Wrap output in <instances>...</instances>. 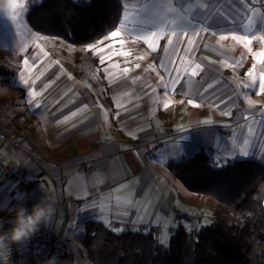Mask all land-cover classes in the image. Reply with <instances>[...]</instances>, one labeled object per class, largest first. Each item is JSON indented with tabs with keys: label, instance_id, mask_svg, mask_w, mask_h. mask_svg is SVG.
Listing matches in <instances>:
<instances>
[{
	"label": "crops",
	"instance_id": "obj_1",
	"mask_svg": "<svg viewBox=\"0 0 264 264\" xmlns=\"http://www.w3.org/2000/svg\"><path fill=\"white\" fill-rule=\"evenodd\" d=\"M250 2L264 15L263 8ZM141 3L126 0L125 6L135 10ZM198 4H206L205 11L213 16L221 12L233 20L242 18L243 9L235 0H194L190 6L198 10ZM176 31L172 45L164 37L155 52L126 33L127 43L123 48L117 44L106 64L86 50L101 82L88 81L77 66V57L86 46L50 36L64 43L67 51L74 47V60L72 66L61 60L53 63L45 76V97L39 94L33 99L31 95L32 102H37L31 112L11 116L4 111L19 130L28 133L29 142L0 146V214L14 218L15 211L9 209L24 206L22 191L2 166L11 160L28 177L35 204L44 200L54 209L47 225H40V232L48 234L67 222L62 256L74 251L77 260H84L82 239L88 220L102 222L117 233L155 231L165 241L179 225L194 232L212 222L217 202L187 189L173 176L168 162L208 151L217 166L243 159L264 164V95L251 96L259 103L249 108L244 97L254 90L243 86L251 82L247 73L253 66L258 79L264 73V63L255 55L264 49V42L253 40L252 52H247L231 39L217 43L219 34L193 37L190 28ZM253 32L264 35V31ZM190 37L194 45L188 44ZM118 51L132 55H115ZM226 63L235 67H226ZM136 64L140 67L135 68ZM196 64L201 66L196 76L177 71L188 69L190 73ZM125 67L130 69L127 74L122 71ZM178 74L182 78L173 83ZM41 86L36 84L34 90L39 92ZM189 99L195 104H189ZM165 103H169L167 108ZM85 106L86 111H80ZM73 112L77 115L72 116ZM207 131L213 137L206 136ZM33 146L45 159L39 158ZM245 147L250 155L240 157ZM170 150L176 155L168 156ZM162 154L165 163L158 159ZM228 154L235 158L224 163ZM57 164L67 176L63 187ZM21 256L22 245L11 243L0 249V264H21Z\"/></svg>",
	"mask_w": 264,
	"mask_h": 264
},
{
	"label": "trees",
	"instance_id": "obj_2",
	"mask_svg": "<svg viewBox=\"0 0 264 264\" xmlns=\"http://www.w3.org/2000/svg\"><path fill=\"white\" fill-rule=\"evenodd\" d=\"M121 11V0H42L26 18L35 31L87 46L116 28ZM168 168L191 192L217 202L212 222L194 232L179 225L163 247L155 231L117 233L88 220L82 245L89 263L264 264V164L243 159L217 166L200 151Z\"/></svg>",
	"mask_w": 264,
	"mask_h": 264
},
{
	"label": "snow or ice",
	"instance_id": "obj_3",
	"mask_svg": "<svg viewBox=\"0 0 264 264\" xmlns=\"http://www.w3.org/2000/svg\"><path fill=\"white\" fill-rule=\"evenodd\" d=\"M193 2L194 0H142L139 7L132 10L125 6L126 0H121V19L116 28L95 43L87 45L85 50L93 52L101 64H106L107 61L112 59L113 53L111 50L117 44L123 48L127 43L124 39L126 33L134 34L135 42H143L150 51L155 52L158 48L157 42L164 37H168L166 43L168 45H172V37L177 36V28L181 30L184 28L192 29L193 37L200 36L201 33H209L210 35L219 34L217 43L231 39L236 44L242 45L247 52H252L251 45L253 40H256L257 42H264V35L257 36L253 32V29H256V31H264V15L251 5L250 0H235V2L240 4L243 9L242 18L240 20H233L221 12H217L216 15L213 16L211 13L205 11L207 8L206 4H198V10H194L190 6ZM7 9L11 12L9 19L13 21L18 18H22L24 13L28 11L26 0H9ZM3 12L4 10L0 9V15H2ZM193 21H196L195 25L193 24ZM209 21H211V23H209ZM212 28H215L216 31L211 32L210 30ZM241 32L252 33V35L238 34ZM182 35L187 36L188 33L186 31H182ZM36 39H43V37L37 34L34 37V42ZM188 44L194 45V38L190 37ZM101 45H103V47H101ZM21 48L22 50H26L23 44H21ZM105 53H107V55H105ZM115 55L127 57L131 56L132 53L130 51H118ZM255 55L259 62L264 63V49L257 52ZM144 58V56L139 57V59ZM24 64L27 65L28 60H24ZM225 66L235 67L234 64L227 63ZM139 67V64L135 65V68ZM160 67L163 68L165 65L161 64ZM200 67L201 66L199 64H196L193 68H191L190 73L188 72V69H178L177 71L178 73L180 71H184L191 76H196L198 74L197 69ZM254 67L255 66H253V71H249L247 73L251 82L243 84L244 87L254 90L250 92L248 96L244 97L249 108L256 105L254 100L251 99V96L264 95V73H261L258 79L254 75ZM152 70L154 71L155 68L153 67ZM122 71L124 74H127L130 69L125 67ZM109 75H111V73H109ZM181 78L182 77L178 74L173 83H179ZM23 83L27 84L28 81L23 80ZM174 90L175 89H173V91ZM33 96H35V92H33ZM187 102L189 104H195V102L191 99ZM169 103H165L164 107L167 108ZM80 111H86V106L85 108L80 109ZM76 115V112L72 113V116ZM65 119H69V117H66ZM205 123H207V121H205ZM205 135L213 137V134L210 131H207ZM243 143L245 146L247 145L246 140L243 141ZM167 155L171 157L176 154L170 150ZM238 155L240 157H248L250 153L245 147L240 150ZM234 158L235 156L228 154L223 157V160L224 163H227L229 159ZM158 159L161 163L166 162V158L163 154ZM217 159H221V157H217ZM218 166L222 165L218 164ZM160 243L163 247L169 246L165 240H160Z\"/></svg>",
	"mask_w": 264,
	"mask_h": 264
},
{
	"label": "rangeland",
	"instance_id": "obj_4",
	"mask_svg": "<svg viewBox=\"0 0 264 264\" xmlns=\"http://www.w3.org/2000/svg\"><path fill=\"white\" fill-rule=\"evenodd\" d=\"M40 1L26 0V6L30 9V6ZM8 3L9 0H0V9L4 10L0 15V67L3 70L0 74V109L14 115L16 112H31L37 104L32 100L36 96L45 97V76L50 71L49 68L60 60L72 66L75 55L72 51L74 47H68L71 51H67L61 45L64 43H61L59 39L50 38L32 29L27 22V12L15 21L9 19L11 12L7 9ZM37 34L43 39H36L34 42ZM21 44L26 50H22ZM60 48H62L61 51ZM63 51L66 53L64 56ZM91 58L87 56L85 49L81 50L80 57H77L79 61L77 66L82 68L84 77L88 81L101 82L100 73L94 63L90 62ZM24 60H28L27 65L24 64ZM23 80H27L28 83L24 84ZM36 84L42 85L39 92L34 90ZM211 201L214 202L212 199ZM165 242L169 243L168 240ZM70 253H72L73 261H68L66 264H90L86 255L84 260L81 258L77 260L75 252L70 251Z\"/></svg>",
	"mask_w": 264,
	"mask_h": 264
},
{
	"label": "built area",
	"instance_id": "obj_5",
	"mask_svg": "<svg viewBox=\"0 0 264 264\" xmlns=\"http://www.w3.org/2000/svg\"><path fill=\"white\" fill-rule=\"evenodd\" d=\"M254 2L264 9V0H254ZM11 141L22 146L29 142V135L19 130L18 127L9 120L3 110L0 109V146H4ZM32 150L39 158L45 159V154L37 147L33 146ZM2 166L10 181L17 183V186L24 195V207L31 212L33 205H35V195L28 177L23 171L19 170L11 160L3 161ZM57 169L58 180L61 187H63L67 176L64 174L60 164H57ZM9 219L10 218L5 215L0 214V220L4 222L3 229H0L1 232L11 227V225L8 224ZM66 231L67 222H64L60 229H54L48 234H42L39 227V230L27 244L22 245L21 264H44V262L54 254L59 258L58 264H66L68 261L72 262L73 256L70 251H68L65 256H62L60 251V245L66 237Z\"/></svg>",
	"mask_w": 264,
	"mask_h": 264
},
{
	"label": "clouds",
	"instance_id": "obj_6",
	"mask_svg": "<svg viewBox=\"0 0 264 264\" xmlns=\"http://www.w3.org/2000/svg\"><path fill=\"white\" fill-rule=\"evenodd\" d=\"M254 103H259V101L254 100ZM9 211H15V217L8 220L11 227L0 232V249L8 247L11 243L27 244L42 223L47 225L54 209L51 204L41 200L33 205L31 212L24 206L9 209ZM3 227L4 222L0 220V229ZM58 259V256L54 254L44 264H58Z\"/></svg>",
	"mask_w": 264,
	"mask_h": 264
}]
</instances>
